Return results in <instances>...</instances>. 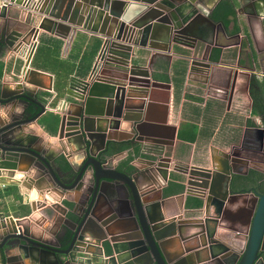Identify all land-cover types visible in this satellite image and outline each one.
I'll list each match as a JSON object with an SVG mask.
<instances>
[{"label": "water", "instance_id": "obj_1", "mask_svg": "<svg viewBox=\"0 0 264 264\" xmlns=\"http://www.w3.org/2000/svg\"><path fill=\"white\" fill-rule=\"evenodd\" d=\"M59 1L21 3L32 8L28 9L29 13L43 14L34 30L36 36L40 29L63 38L71 31L68 37L71 40L79 31L91 30L100 31L105 38L106 49L101 50L100 61H96L87 79L75 78L71 82V91L60 114L54 115L59 117L58 121L54 117L49 121L57 122L58 137L64 138L62 151L67 149V158L75 154L81 162L67 165L58 157L59 153L46 152L39 136L24 131L25 123L47 112L45 103L35 100L26 86L33 82L27 72H36L30 67L35 43L23 67L25 73L15 76L20 81L0 82V107H5L0 112V169L34 172L36 181L42 177L40 181L44 184L48 176V186L73 191L77 198L68 207L43 200L33 204L34 210L38 211L40 205L52 221L60 224V231L53 232L52 240L34 235L24 223L29 218L24 221L1 213L0 264H264V186L246 189L241 178L242 166L247 163L243 155L234 149L221 151L213 157L209 168L187 166L184 185L191 189L190 194H197L198 189L197 196L205 201L196 211L206 216L191 222L168 216L165 213L168 196L154 197V186L139 179L146 175L151 183L159 174L166 179L171 158L161 156L152 160L144 172L139 170L135 174L121 171L109 160V152L115 146L132 138L145 141L149 135L145 128L150 124L146 116L150 104L144 97L150 75L134 62V47L149 45L167 50L172 42L191 46L189 42L197 38L192 19L215 22L212 16L203 13L199 5L202 0H190L191 3L187 0H68L65 15L56 12ZM261 3L264 6V0H249L250 7L256 9ZM6 7L2 6L1 10H7ZM0 17L5 16L0 13ZM101 20L105 22L104 29L99 26ZM8 22L6 18L4 24ZM24 22L31 25L32 19L28 16ZM8 29L0 34V55L13 49L11 40L18 33L15 29L9 35ZM236 79L235 75L230 100ZM17 105L21 110L20 107L15 110ZM127 121L130 126L124 134L121 130ZM25 181L10 179L12 184L22 182L24 186ZM34 190L37 195L38 191ZM241 193H251L253 197L244 227L248 238L243 250L236 242L228 241V244L217 237L218 224L224 226V212ZM212 202L214 214L210 213ZM31 220L36 219L32 216ZM186 226L193 231L190 238L200 244L185 246L184 251L175 254L170 249L175 243L171 237L179 235L186 239L183 231ZM200 246L206 248L207 256L202 257L200 251L193 260L189 252ZM16 248L20 253L17 261L10 256Z\"/></svg>", "mask_w": 264, "mask_h": 264}, {"label": "crops", "instance_id": "obj_2", "mask_svg": "<svg viewBox=\"0 0 264 264\" xmlns=\"http://www.w3.org/2000/svg\"><path fill=\"white\" fill-rule=\"evenodd\" d=\"M16 1L19 4H15ZM26 1L9 0L7 10H1L0 5L1 15L9 21L4 24L6 18L0 17V34L7 28L9 35L15 29L18 32L11 40L13 49L0 55V82L7 80L16 84L20 81L15 76L25 70L23 67H26L36 38L37 45L30 61V67L36 72H27L33 82L26 86L35 100L46 104L47 112L37 120L25 123L24 131L39 136L46 152L59 153L58 157L67 165L73 161L80 163L75 154L67 158V149L62 151L64 138L58 137L57 122L49 121L51 117L58 121L59 117L54 115L60 114L62 104L71 91V82L75 78L89 77L105 38L100 31L83 30L69 40L71 31L68 37L63 38L44 29H40L33 38V31L42 21L43 14L29 13L28 9L32 8H25L21 4ZM187 2L191 3L190 0ZM68 5V0H60L56 12L65 15ZM199 5L203 13L212 16L215 22L203 18L192 19L197 38L189 42L191 46L172 42L167 50L164 47L154 49L149 45L134 47V62L143 66L150 75L149 87L144 94L150 104L146 113L150 124L145 128L149 135L145 141L136 138L125 140L109 152L113 166L134 174L139 170L144 172L152 160L161 156L171 158L166 179L160 174L156 177L153 175L155 181L151 183H148L146 175L139 179L154 186V197L168 196L165 213L178 216L184 222L206 216L196 211L205 202L197 196L198 189L197 194L186 193L187 185L183 180L188 165L209 168L213 157L219 156L221 151L234 149L247 161L242 166L241 176L246 189L264 186V133H261L264 132V6L261 3L257 9L250 7L249 0H202ZM28 16L32 19L31 25L24 22ZM18 22L21 24L17 25ZM103 23L104 20L99 21V26L104 29ZM12 71L16 72L15 76ZM235 75L236 85L230 100ZM256 90L259 91L258 98L262 96L260 104H256ZM17 107L15 110L18 111L19 107L21 110V106ZM4 109L0 107V112ZM129 126L130 123L125 122V129L123 127L121 131L125 134ZM145 149L158 155L144 153ZM68 150L72 152V149ZM13 171L11 178L26 180V184H12L9 178L0 182V221L1 213L24 221L29 218L24 223L30 226L34 235L52 240L53 232L60 231V224L52 221L46 210L40 209V205L38 211L34 210L33 204L43 200L49 204L58 202L67 207L73 206L71 200L77 198V193H69L52 184L48 186V176H45L47 180L44 184L40 181L42 177L36 181L34 172ZM34 189L38 191L37 195ZM252 198L251 193H241L228 205L227 212H224V226H217V237L221 241L228 244V241H234L238 248L244 249L248 238L244 227ZM210 207V213L214 214V203ZM69 215L76 219L73 214ZM32 216L36 220H31ZM213 226L211 224V228ZM183 231L186 239L179 235L171 237L175 243L170 249L175 254L184 251L185 246L196 247L200 244L197 239L190 238L192 229L186 226ZM205 249L200 246L189 253L196 260L197 252L203 251L201 256H207ZM19 254L16 248L10 256L17 261Z\"/></svg>", "mask_w": 264, "mask_h": 264}, {"label": "built area", "instance_id": "obj_3", "mask_svg": "<svg viewBox=\"0 0 264 264\" xmlns=\"http://www.w3.org/2000/svg\"><path fill=\"white\" fill-rule=\"evenodd\" d=\"M8 4H9V0H0V5H2V6L6 5L7 6ZM33 33H34V35L33 34L32 35H33V38H34L35 37V31H33ZM35 43H37L36 42V38H34V41H33V44H35ZM102 49L105 50L106 47H103ZM26 52H28L27 56H29V53H30L29 49H27ZM97 60L100 61L99 56H98ZM12 74H13V76H15L16 72L12 71ZM144 153H147V154L151 153V154L156 155V156L158 155L157 153L155 154V152H152L150 149H145ZM12 175H14V174H12V171H4L3 169H0V182L2 180H7V178L11 179ZM186 193H191V189L189 187L187 188Z\"/></svg>", "mask_w": 264, "mask_h": 264}, {"label": "flooded vegetation", "instance_id": "obj_4", "mask_svg": "<svg viewBox=\"0 0 264 264\" xmlns=\"http://www.w3.org/2000/svg\"><path fill=\"white\" fill-rule=\"evenodd\" d=\"M254 80H255V79H254ZM255 84H256V83H255ZM258 95H259V91L256 90V92H255L256 104H257V102L260 104V101H259ZM45 105H46V104H45Z\"/></svg>", "mask_w": 264, "mask_h": 264}, {"label": "trees", "instance_id": "obj_5", "mask_svg": "<svg viewBox=\"0 0 264 264\" xmlns=\"http://www.w3.org/2000/svg\"><path fill=\"white\" fill-rule=\"evenodd\" d=\"M226 17V16H225ZM259 101L262 103V96L260 95V99H259Z\"/></svg>", "mask_w": 264, "mask_h": 264}]
</instances>
